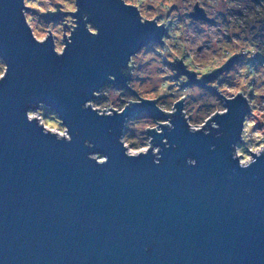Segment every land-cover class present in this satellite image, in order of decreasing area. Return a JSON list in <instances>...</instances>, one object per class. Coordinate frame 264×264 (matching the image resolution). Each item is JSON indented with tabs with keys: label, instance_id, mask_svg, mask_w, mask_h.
I'll return each instance as SVG.
<instances>
[{
	"label": "water",
	"instance_id": "1",
	"mask_svg": "<svg viewBox=\"0 0 264 264\" xmlns=\"http://www.w3.org/2000/svg\"><path fill=\"white\" fill-rule=\"evenodd\" d=\"M21 7L0 0V60L9 68L0 81V264H264V155L243 170L230 157L247 105L237 98L214 118L219 137L217 130L190 134L178 111L171 132L149 133L161 149L158 163L151 151L127 158L117 142L125 116L167 119L154 98L113 117L81 105L110 83L107 75L125 87L118 66L163 33L140 25L117 0H78L73 43L57 58L50 45L31 40ZM74 11L39 14L56 21ZM81 13L97 36L86 32ZM235 59L188 81H218ZM168 63L181 64L177 76L194 78L181 59ZM37 101L62 119L71 142L26 121ZM94 153L107 162L88 159Z\"/></svg>",
	"mask_w": 264,
	"mask_h": 264
},
{
	"label": "clouds",
	"instance_id": "2",
	"mask_svg": "<svg viewBox=\"0 0 264 264\" xmlns=\"http://www.w3.org/2000/svg\"><path fill=\"white\" fill-rule=\"evenodd\" d=\"M21 3L20 15L31 40L37 46L50 45L55 57H63L68 46L73 43L72 36L78 28L76 19L71 15L79 12L78 0H21ZM117 3L134 12V18L140 25L150 24L163 34L159 36L158 42L141 46L129 54L125 66H118V71L125 78V87H113L116 78L107 75L110 83L93 91L92 99L86 100L81 109H90L98 117L120 116L133 106L142 105V97L153 89H158L163 96L168 92L169 84L174 86L172 95L178 98V102L163 114L167 119L146 114L124 117L121 135L117 137L124 156L139 158L151 151L152 156L156 157L154 163H158L161 149L154 146L153 136L149 133L160 135L164 129L171 132L174 128L171 121L178 111L190 134L202 132L209 135L211 130H217L219 137L220 125L214 118L228 114L227 105L237 98L247 105L248 111L241 117L238 140L229 146L230 157L243 170L264 155V27L259 23L264 12H259L252 0H117ZM29 4L45 12L50 9L56 11L57 8L63 11L69 5L75 11L63 12L59 22L46 21V15L37 16L27 7ZM260 4L264 7V0H260ZM197 12L202 14V18H196ZM193 13L194 16L191 15ZM249 17L253 19L249 21ZM80 18L85 21L86 32L90 36H97L98 29L87 22V13H81ZM233 33L240 36L232 45L239 59L223 68L221 75L224 80L214 83L215 77L209 76L212 78L200 79L198 84L182 85L176 79L177 73H181L176 67L179 63H166L184 58L190 59L188 67H198L196 62L205 58V54L197 52L201 46L228 56V51L222 45L224 37L232 36ZM256 56L260 57V61L250 62ZM125 71L128 75L124 74ZM8 72L7 64L0 62V81L6 79ZM164 77L169 79L165 80ZM140 78L146 79L147 84L142 86ZM182 79L196 80L198 77ZM249 81H254V86ZM200 83L204 86L201 87ZM220 84L225 85L224 91H218ZM249 93L255 99H250ZM177 105H181L179 110ZM45 108L42 101L30 105L25 112L26 121L35 122L43 135L51 136L58 142H71L69 129L62 119L54 112L45 115ZM162 142L168 147L166 140ZM84 146L93 147L88 141L84 142ZM88 159L103 165L108 158L94 153L89 154ZM186 163L194 166L196 161L189 157Z\"/></svg>",
	"mask_w": 264,
	"mask_h": 264
},
{
	"label": "rangeland",
	"instance_id": "3",
	"mask_svg": "<svg viewBox=\"0 0 264 264\" xmlns=\"http://www.w3.org/2000/svg\"><path fill=\"white\" fill-rule=\"evenodd\" d=\"M252 4L254 5L253 2H252ZM254 6L256 7V9L259 12H264V7H262L261 4H260V6H256V5H254ZM27 7H29L37 16H41L39 14L40 11H44L42 8H36L33 5H31V4L27 5ZM63 10L73 11L74 9L71 8V6L69 5V6H65L63 8ZM50 11H52V10L50 9ZM237 14H239V13H237ZM252 19H253V17H249V21H251ZM50 21L59 22V20H56V21L55 20H50ZM259 23H260V25L262 27H264V17L260 18ZM253 27H255V26H253ZM253 38H255V37H253ZM239 39H240V36H239L238 33H233L232 36L224 37V44L222 45V47L225 50L228 51V56H224L222 53L221 54H217V52L215 50L211 49L210 47L201 46L200 48L197 49V52L205 54V58L203 60H200V61L196 62L198 67H193V68L188 67L187 65L190 62V59L181 58V61L183 62V64H185L184 66H185L186 69L192 70V71L195 72L194 78H197V77L199 78L202 73L212 71L213 68H216V67L220 66L222 63L225 62V60L228 57H230L232 54L236 53V52L233 51L232 45H233V43H235ZM245 39H247V37H245ZM151 43H153V42H149L147 45H149ZM238 59H239V56L236 53V59L234 61H237ZM259 61H260V57L256 56L253 59V61H250V62H259ZM0 62H2V61L0 60ZM166 63H168V61H166ZM177 77L179 79H181L182 81H184V79H182V77H186V76L179 75ZM177 77H176V79L178 80ZM218 77H219L218 81H216V79H215L214 83H217V82L225 79L224 76L221 75V74ZM163 79L168 80L169 78L168 77H164ZM140 83L143 86V85L147 84V80L144 79V78H140ZM226 83L230 84V82H226ZM107 84H109V83H107ZM107 84H105V85H107ZM187 84H191V83H187ZM249 84L254 86V81H249ZM105 85H103V86H105ZM113 87L121 88L122 86L113 84ZM173 90H174L173 84H169L168 85V92L166 94H164L163 96L161 95V93H160V91L158 89H153L147 95L143 96L142 98H148V99L154 98L156 104L162 110L167 111V109L171 105H173V102L178 100L177 97L172 95ZM218 90L219 91H224L225 90V85L224 84H220ZM249 97H250V99H255V96L252 93H249ZM262 98H264V97H262ZM161 101H163V103H161ZM182 103H183V101H182ZM48 112H52V111H50V109L46 107L45 108V115H47ZM145 114L148 115V113L142 112V113H140V114H138L136 116L145 115Z\"/></svg>",
	"mask_w": 264,
	"mask_h": 264
},
{
	"label": "flooded vegetation",
	"instance_id": "4",
	"mask_svg": "<svg viewBox=\"0 0 264 264\" xmlns=\"http://www.w3.org/2000/svg\"><path fill=\"white\" fill-rule=\"evenodd\" d=\"M252 2L254 3V5H256V6H260V1L259 0H252ZM75 10V9H74ZM182 83H196L195 81H191V82H189L188 80H185V81H183ZM212 91V90H211ZM165 112H167V111H165ZM140 114V113H139ZM136 115H138V114H136ZM136 115H134V116H136ZM149 115V114H148ZM132 117V116H131Z\"/></svg>",
	"mask_w": 264,
	"mask_h": 264
}]
</instances>
